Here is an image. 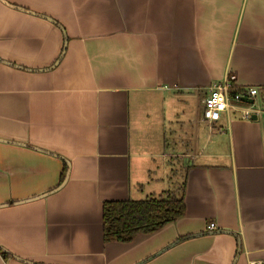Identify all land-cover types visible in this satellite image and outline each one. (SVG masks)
<instances>
[{
	"label": "crops",
	"instance_id": "crops-1",
	"mask_svg": "<svg viewBox=\"0 0 264 264\" xmlns=\"http://www.w3.org/2000/svg\"><path fill=\"white\" fill-rule=\"evenodd\" d=\"M227 75L257 87L255 119H203ZM183 182V216L103 241L104 201ZM0 246V264L264 261V0H0Z\"/></svg>",
	"mask_w": 264,
	"mask_h": 264
},
{
	"label": "trees",
	"instance_id": "trees-1",
	"mask_svg": "<svg viewBox=\"0 0 264 264\" xmlns=\"http://www.w3.org/2000/svg\"><path fill=\"white\" fill-rule=\"evenodd\" d=\"M239 89V88H238ZM234 86L230 91L238 90ZM64 176V170L61 178ZM185 213L184 182L164 195L140 200H106L102 203V237L104 242H130L139 234L153 233ZM0 253L6 257L8 254Z\"/></svg>",
	"mask_w": 264,
	"mask_h": 264
},
{
	"label": "built area",
	"instance_id": "built-area-1",
	"mask_svg": "<svg viewBox=\"0 0 264 264\" xmlns=\"http://www.w3.org/2000/svg\"><path fill=\"white\" fill-rule=\"evenodd\" d=\"M234 80L235 75H227L209 89L208 94L203 100L202 117L205 121H217L220 118L221 113L227 111L228 107L231 105L241 108V117L244 119H249L252 113L258 111L255 107V96L258 94L257 87L246 86L239 88L235 92H231L230 89L233 86ZM242 98H251L253 99V102H244L242 101ZM214 228L215 224L213 222H210L207 225V229L209 230ZM247 264H264V261L249 260Z\"/></svg>",
	"mask_w": 264,
	"mask_h": 264
},
{
	"label": "water",
	"instance_id": "water-1",
	"mask_svg": "<svg viewBox=\"0 0 264 264\" xmlns=\"http://www.w3.org/2000/svg\"><path fill=\"white\" fill-rule=\"evenodd\" d=\"M47 19H50V18L47 17ZM64 47H65V45H64ZM59 57H60V56H59ZM58 59H59V58H58ZM56 62H57V61H56ZM56 62H55V63H56ZM242 101L247 102V103H252V102H253V99H251V98H250V99L242 98ZM250 118H251V119H255V118H256V114H252ZM66 177H67V174H66L64 180H63V181H62V182H61L56 188H54V189H57V188L61 187V185L65 182ZM52 191H53V190H52ZM0 249H1L2 252H6V253H7V251H6L3 247L0 246Z\"/></svg>",
	"mask_w": 264,
	"mask_h": 264
},
{
	"label": "rangeland",
	"instance_id": "rangeland-1",
	"mask_svg": "<svg viewBox=\"0 0 264 264\" xmlns=\"http://www.w3.org/2000/svg\"><path fill=\"white\" fill-rule=\"evenodd\" d=\"M260 101H261V98H260L259 94H257L255 96V107L260 104ZM249 107H251V106H249ZM251 109H253V108H251Z\"/></svg>",
	"mask_w": 264,
	"mask_h": 264
}]
</instances>
